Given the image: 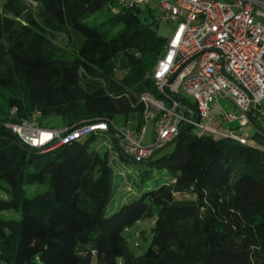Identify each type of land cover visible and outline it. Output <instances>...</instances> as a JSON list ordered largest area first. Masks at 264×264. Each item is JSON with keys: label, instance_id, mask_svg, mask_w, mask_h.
<instances>
[{"label": "trees", "instance_id": "16d2710c", "mask_svg": "<svg viewBox=\"0 0 264 264\" xmlns=\"http://www.w3.org/2000/svg\"><path fill=\"white\" fill-rule=\"evenodd\" d=\"M35 1L34 10L20 0L0 6V264H264V132L243 130L240 143L182 126L141 162L169 180L107 215L118 190L112 163L131 159L114 147L112 120L124 115L126 125L135 114L140 124L141 95L161 98L151 73L167 39L150 4L114 14V0ZM99 13L98 25L85 23ZM73 35L80 43L69 59L56 41L65 36L71 48ZM34 114L44 129L53 128L42 119L59 117L66 129L107 122L110 130L40 153L7 127ZM99 136L110 142L103 154L91 149ZM33 187L44 191L31 197ZM188 193L193 200L177 197ZM145 219L152 238L135 255L128 233Z\"/></svg>", "mask_w": 264, "mask_h": 264}, {"label": "built area", "instance_id": "2783aa9c", "mask_svg": "<svg viewBox=\"0 0 264 264\" xmlns=\"http://www.w3.org/2000/svg\"><path fill=\"white\" fill-rule=\"evenodd\" d=\"M20 1L33 10L39 6L35 0ZM151 1L114 0L111 12L116 14L119 8L143 9ZM156 1L162 13L160 20L174 27L151 73L161 98L142 94L141 123L131 127L127 122L123 130L113 127L118 154L141 163L172 142L182 126L191 127L198 136L240 143L247 140L239 133L250 124L261 132L255 120L264 118V0ZM221 99L237 109L220 113L222 122L237 124L222 131L212 125ZM10 114L15 115L16 109ZM37 117L34 114L20 125L7 127L40 153L110 130L107 122L44 129L35 124ZM150 122L154 130L151 144L146 146V126Z\"/></svg>", "mask_w": 264, "mask_h": 264}, {"label": "rangeland", "instance_id": "374dc122", "mask_svg": "<svg viewBox=\"0 0 264 264\" xmlns=\"http://www.w3.org/2000/svg\"><path fill=\"white\" fill-rule=\"evenodd\" d=\"M150 9L152 11V14L155 16V21L157 22V25L154 26L155 31L162 38L169 39L174 28L173 25L171 23H167L160 20V18H162V13L158 7L157 2L150 3ZM102 18V13H99L97 15H91L85 20V23L89 26H95L102 21ZM118 29H116L114 32H116ZM72 41H74V44L71 48L69 47L71 44H69L68 39L65 36H59L56 41V43L60 47L65 49L66 56L69 59L74 56V51L80 43V38L73 35ZM124 75V71H117L116 79L120 80ZM218 104L219 106L214 111V119L212 125L218 128L220 131L231 128L233 125H237L236 123L227 124L220 120V113L223 110L237 112V109L234 104L222 99L219 100ZM262 106H264V104H262ZM125 119L126 117L124 115H117L113 118L112 121L116 125L118 130H123L124 128H126V126L124 125ZM127 120L131 123V127H134L138 122L137 116L135 114H130ZM38 121L39 119L37 117V119L35 120V124L37 126H39ZM41 123L48 128H53L57 130H61L64 128V124L62 123L59 117L44 118L41 120ZM255 125L258 129L264 132V118H258L257 120H255ZM153 130L154 124L152 122L148 123L146 126L144 145L147 146L151 144ZM252 134L253 126L250 124L244 129L242 135H247L248 137H251ZM109 147V139L108 137L104 136L97 137L91 145L92 150H98L101 154H103L105 151H108ZM38 166V164L35 165V167ZM111 168L116 174V177H114V183L117 185L118 190L115 191L111 200L109 201V204L107 206V215H111L123 204L135 199L142 192L154 189L158 185H161L167 180H169L170 178L169 174L165 170L154 169L145 163H134L131 159H128V161H125L121 158L117 159L115 162L112 163ZM28 170L32 172L36 170V168L30 167ZM26 191L32 197L44 191V189L33 187L26 189ZM3 195V191L0 189V197ZM177 197L179 200L194 199L192 194L189 193L184 194L182 196L178 195ZM152 224L153 219H145L139 223L134 224L130 228L128 233L130 243L128 244V247L135 255H141L145 253V251L148 249L152 238ZM135 243L138 244L137 247L133 246V244Z\"/></svg>", "mask_w": 264, "mask_h": 264}, {"label": "water", "instance_id": "95a60500", "mask_svg": "<svg viewBox=\"0 0 264 264\" xmlns=\"http://www.w3.org/2000/svg\"><path fill=\"white\" fill-rule=\"evenodd\" d=\"M176 139V138H175ZM174 139V140H175ZM166 146H162L159 149H157L148 159L147 161H149L150 159H152L157 153H159L160 151L164 150Z\"/></svg>", "mask_w": 264, "mask_h": 264}, {"label": "crops", "instance_id": "0c3cea01", "mask_svg": "<svg viewBox=\"0 0 264 264\" xmlns=\"http://www.w3.org/2000/svg\"><path fill=\"white\" fill-rule=\"evenodd\" d=\"M234 127H236V125L235 126L233 125L231 128H234Z\"/></svg>", "mask_w": 264, "mask_h": 264}, {"label": "bare ground", "instance_id": "6f19581e", "mask_svg": "<svg viewBox=\"0 0 264 264\" xmlns=\"http://www.w3.org/2000/svg\"><path fill=\"white\" fill-rule=\"evenodd\" d=\"M119 158V157H118ZM120 159V158H119ZM122 159V158H121Z\"/></svg>", "mask_w": 264, "mask_h": 264}]
</instances>
